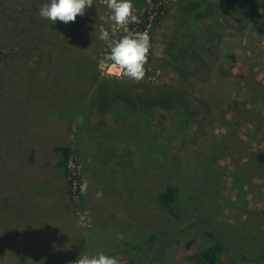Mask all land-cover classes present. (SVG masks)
<instances>
[{"label": "rangeland", "instance_id": "obj_1", "mask_svg": "<svg viewBox=\"0 0 264 264\" xmlns=\"http://www.w3.org/2000/svg\"><path fill=\"white\" fill-rule=\"evenodd\" d=\"M161 2L133 81L105 59L99 33L121 30L106 0L55 24L43 0H0V264L99 251L205 264L219 235L218 264L264 253V0ZM154 7L133 0L137 16ZM64 144L70 189L53 150ZM168 182L180 216L158 200Z\"/></svg>", "mask_w": 264, "mask_h": 264}, {"label": "clouds", "instance_id": "obj_2", "mask_svg": "<svg viewBox=\"0 0 264 264\" xmlns=\"http://www.w3.org/2000/svg\"><path fill=\"white\" fill-rule=\"evenodd\" d=\"M94 0H43L39 8V16L55 24L57 20L74 22L78 15H84L85 9L92 7ZM110 17L124 32L119 38H110L107 31L99 33V39L107 42L108 51L105 59L112 62L118 69V74L133 81L144 77V65L150 48V38L147 33L133 32L127 25L138 24L139 17L133 11V0H106ZM88 181L80 184V191H87ZM101 195V193H97ZM75 264H119V261L103 251L95 254L80 255Z\"/></svg>", "mask_w": 264, "mask_h": 264}, {"label": "trees", "instance_id": "obj_3", "mask_svg": "<svg viewBox=\"0 0 264 264\" xmlns=\"http://www.w3.org/2000/svg\"><path fill=\"white\" fill-rule=\"evenodd\" d=\"M230 2H239L240 0H229ZM151 4L155 6L152 10H146L141 15H139L140 22L138 24H128L127 27L133 32H143L147 33L148 36L150 35V31L152 28L159 23L161 18L163 17V13L166 11L165 6L161 0H151ZM124 35L122 30L119 31L117 38ZM4 50L3 46L0 44V53ZM108 49L106 50V52ZM145 72L147 71V62L144 65ZM144 75H147L145 74ZM54 152L59 156L58 166L62 167L64 170V174L67 177L66 185L70 187L73 185V182H76V174H70L68 169L69 159L73 153V149L70 145H57L54 147ZM69 177V178H68ZM69 195V194H68ZM67 195V196H68ZM158 200L162 203L168 210V212L173 216H180L182 215L176 209L177 206V188L171 183L168 182L164 189L158 194ZM218 235V233H217ZM219 241H216L199 251V255L205 264H218V253L228 246V242L221 241L222 238H217ZM151 240L156 241L157 238L155 236H151ZM239 254V264H264V253L255 254V255H248L242 253L238 250ZM128 264H136L135 262L131 261Z\"/></svg>", "mask_w": 264, "mask_h": 264}, {"label": "built area", "instance_id": "obj_4", "mask_svg": "<svg viewBox=\"0 0 264 264\" xmlns=\"http://www.w3.org/2000/svg\"><path fill=\"white\" fill-rule=\"evenodd\" d=\"M70 159H69V161H70ZM68 169L70 170L69 172H70L71 175L74 174V173L76 174V168L75 167L74 168H71V166H70L69 163H68ZM73 183L76 184V182H73Z\"/></svg>", "mask_w": 264, "mask_h": 264}, {"label": "crops", "instance_id": "obj_5", "mask_svg": "<svg viewBox=\"0 0 264 264\" xmlns=\"http://www.w3.org/2000/svg\"><path fill=\"white\" fill-rule=\"evenodd\" d=\"M54 149V148H53ZM56 155H58V154H56ZM58 160H59V156H58ZM43 165V164H42Z\"/></svg>", "mask_w": 264, "mask_h": 264}]
</instances>
